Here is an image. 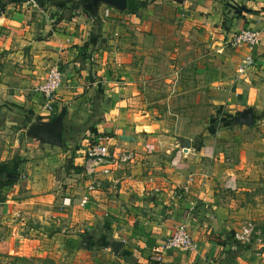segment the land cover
Returning a JSON list of instances; mask_svg holds the SVG:
<instances>
[{"label": "crops", "instance_id": "1", "mask_svg": "<svg viewBox=\"0 0 264 264\" xmlns=\"http://www.w3.org/2000/svg\"><path fill=\"white\" fill-rule=\"evenodd\" d=\"M74 1L86 9L0 3V264H155L151 248L181 224L197 248L163 264L224 259V231L254 240L228 264H264V0H142L136 13L102 2L93 14ZM244 28L261 32L253 50L231 42ZM53 66L50 111L35 87ZM248 108L251 125H215ZM64 109L72 144L29 135ZM90 133L109 136L115 162L80 207Z\"/></svg>", "mask_w": 264, "mask_h": 264}, {"label": "built area", "instance_id": "2", "mask_svg": "<svg viewBox=\"0 0 264 264\" xmlns=\"http://www.w3.org/2000/svg\"><path fill=\"white\" fill-rule=\"evenodd\" d=\"M231 42L234 46L248 47L250 50H253L261 42V32L255 29L244 28L232 36ZM252 63L253 60L250 56L247 60V64L251 65ZM62 82L63 75L60 67L53 66L48 72L47 77L35 87L37 91H40L41 94L43 93L46 96L48 101L46 107L50 111L54 110L52 102L58 89L62 86ZM108 139L109 136L96 133L83 140L87 144L83 151V160L81 164V173L84 183L79 198L80 207H87L89 205L92 194L97 191L102 184V175L107 176L112 172L111 165L115 162V158L108 146ZM133 156L132 153L124 155L122 160H132ZM193 181L194 179L190 178V182ZM189 189V184H187L182 187V192H187ZM177 193L178 192H175V194ZM74 201L75 198L66 197L63 203L65 205H71ZM250 234L251 230L249 228L244 230L243 235L247 236ZM177 248L183 250H195L197 248L191 233H189L184 224L177 227L172 235L153 245L151 248L152 259L155 261V264H163L166 253Z\"/></svg>", "mask_w": 264, "mask_h": 264}, {"label": "water", "instance_id": "3", "mask_svg": "<svg viewBox=\"0 0 264 264\" xmlns=\"http://www.w3.org/2000/svg\"><path fill=\"white\" fill-rule=\"evenodd\" d=\"M85 4L86 9L89 11L90 14H93L95 10L98 8L99 4L104 2L109 5H112L119 10L125 11L128 9V0H82ZM177 2L183 3L184 0H175ZM36 2L42 6L44 0H36ZM239 12L242 9H238ZM66 113V109L63 110L61 114H59L52 122L48 123H39L35 124L31 127V132L29 135H34L39 137L41 140L47 143H52L55 145H63L64 144V137L63 133L65 131V124H64V115ZM234 120L240 124L251 125L254 122V111L252 108H248L240 115L235 116ZM186 146H190V141L188 139H182V144ZM115 245H120L121 242L116 241L114 242Z\"/></svg>", "mask_w": 264, "mask_h": 264}, {"label": "trees", "instance_id": "4", "mask_svg": "<svg viewBox=\"0 0 264 264\" xmlns=\"http://www.w3.org/2000/svg\"><path fill=\"white\" fill-rule=\"evenodd\" d=\"M0 3H3V0H0ZM145 4H146V1H142V0H128V9L127 10L129 12L136 13L138 11V9L141 6H144ZM72 7L74 9L73 11L77 10V13H79L78 11L86 12V9L84 8V6H82L81 2L74 1ZM234 121H235L234 118H227L226 120H223L220 123H215V125L217 126V124H218L219 126H223V125H227L230 123L233 124ZM72 140H73V137L64 138L65 146L68 144H72L73 143ZM3 171H5V170H3ZM7 180H9V179H7ZM10 180H12V179L10 178ZM227 234L228 233L226 231H224L222 236H224L225 239H228L232 244H235V248L229 249L226 257L220 261L215 262L214 264H228L230 262H233L234 259L239 254L245 252L246 250H248L252 247V244L254 241L253 239H250V241H244V240H240V239L236 238L235 236H230Z\"/></svg>", "mask_w": 264, "mask_h": 264}, {"label": "rangeland", "instance_id": "5", "mask_svg": "<svg viewBox=\"0 0 264 264\" xmlns=\"http://www.w3.org/2000/svg\"><path fill=\"white\" fill-rule=\"evenodd\" d=\"M168 78V76L165 78V76L163 77V79H164V81L162 82V83H160V85H161V87L162 88H164V89H166V86L169 84L167 81H166V79ZM162 79V78H161ZM162 79V80H163ZM35 90H36V88H35ZM154 91L153 92H151L152 93V95L155 97V98H158V97H160L162 94H164V95H168V94H171L172 93V90L171 91H168V90H165V91H158V90H155V89H153ZM37 91V90H36ZM38 92H40V91H38ZM41 93V92H40ZM42 95L46 98V96L42 93ZM47 100V99H46ZM178 109H183V108H178ZM185 109H187V110H191V111H199V112H201V113H203V110H204V107H199V108H185ZM198 112V113H199ZM92 119L93 118H89V122L90 121H92ZM88 121L87 122H85L84 123V126L85 125H87V123H88ZM94 123V121L91 123V124H93ZM90 136H92L93 134H89ZM36 138H39V137H36ZM40 139V138H39ZM77 145H78V142H77ZM253 238V237H252ZM247 241V240H246ZM250 241V240H249Z\"/></svg>", "mask_w": 264, "mask_h": 264}]
</instances>
